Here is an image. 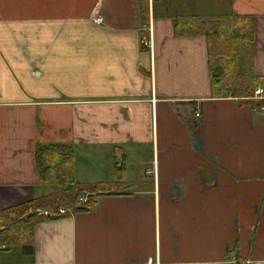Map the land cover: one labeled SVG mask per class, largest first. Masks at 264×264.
I'll list each match as a JSON object with an SVG mask.
<instances>
[{
	"label": "crops",
	"instance_id": "crops-1",
	"mask_svg": "<svg viewBox=\"0 0 264 264\" xmlns=\"http://www.w3.org/2000/svg\"><path fill=\"white\" fill-rule=\"evenodd\" d=\"M141 1L0 0V210L57 191L41 146L71 147L74 181L115 175L0 264H264V112L213 98L206 38L175 36L169 2L154 1L143 46ZM228 3L254 18L264 77V0Z\"/></svg>",
	"mask_w": 264,
	"mask_h": 264
},
{
	"label": "trees",
	"instance_id": "trees-1",
	"mask_svg": "<svg viewBox=\"0 0 264 264\" xmlns=\"http://www.w3.org/2000/svg\"><path fill=\"white\" fill-rule=\"evenodd\" d=\"M171 19L175 36L206 38L213 98L243 100L251 97L257 89H261L264 94V77L254 72L255 34L252 16L236 15L228 9L209 16L190 14L184 17L174 13ZM251 104L258 107L261 103L252 101ZM36 159L41 166L38 165V170L42 176L58 175L56 179L60 185L57 191L0 210V249L17 251L26 256L33 254V231L39 222L62 218L57 215L60 207L70 208L74 213L89 211L94 206L95 195L108 191L111 186L102 182L84 185L74 181L73 153L66 144L41 146L38 154L36 152ZM86 194H89V199L83 205H78V199ZM36 210L47 212L48 216L41 214L27 217Z\"/></svg>",
	"mask_w": 264,
	"mask_h": 264
},
{
	"label": "rangeland",
	"instance_id": "rangeland-1",
	"mask_svg": "<svg viewBox=\"0 0 264 264\" xmlns=\"http://www.w3.org/2000/svg\"><path fill=\"white\" fill-rule=\"evenodd\" d=\"M154 1L155 0H151V1L146 0L145 3L142 1L140 3V5L142 6V11H143L142 17L144 18V19L141 18L142 32H140V34L142 35V37H148L149 36L150 32H148V30L151 31V33H152L153 25H152L151 21L148 22V17L150 15H152V9L154 11V4H153ZM156 1H158V0H156ZM161 1L163 2V4H166V5L169 2V6H168V8H166L169 18H171L173 16L174 11L176 14L186 17V16L193 14V13L198 14V15L209 16V15H214L216 13H220L221 11L224 12V11L230 9L228 0H161ZM185 4H187V6H185ZM174 7H175V10H174ZM140 17H141V7H140ZM146 17H147V19H146ZM195 37H197V36H195ZM202 37H204V36H202ZM149 45H150V38H149ZM79 161L84 162V159H79ZM110 168L112 169V167H110ZM99 170L100 171H106L107 169H105L103 167H93L94 174H97ZM110 172H112V175L110 177V181L114 182L115 181V175H114L113 169ZM86 176H87V173H79L78 176L75 178V181L77 183L85 185L86 183H81L78 180H82L84 178H87ZM110 181H107L104 183L110 184L111 183ZM91 183H97V181H93ZM35 216H37V215H35ZM194 247H196V244H194ZM212 247H214V245ZM195 250L199 253L197 255V258H200V259L206 258V257H204L205 254H202L198 248H196ZM231 252H233V246L228 248V250L226 252V259H227V256L230 257Z\"/></svg>",
	"mask_w": 264,
	"mask_h": 264
},
{
	"label": "built area",
	"instance_id": "built-area-1",
	"mask_svg": "<svg viewBox=\"0 0 264 264\" xmlns=\"http://www.w3.org/2000/svg\"><path fill=\"white\" fill-rule=\"evenodd\" d=\"M151 1V0H149ZM91 21L96 24L100 25L103 23V17L99 14H95L91 16ZM149 36L148 37H141L140 42L143 46L149 47V38H150V44H151V39H152V33L151 31L148 30ZM248 101H254V102H260V106L258 107L260 111L264 112V94L261 89H257L254 91L253 95L251 97L245 98ZM196 117H198V113L195 114ZM89 199V194H86L78 199V205H83L87 200ZM70 213H73L72 209L70 208H65V207H60L58 209V216H67Z\"/></svg>",
	"mask_w": 264,
	"mask_h": 264
},
{
	"label": "water",
	"instance_id": "water-1",
	"mask_svg": "<svg viewBox=\"0 0 264 264\" xmlns=\"http://www.w3.org/2000/svg\"><path fill=\"white\" fill-rule=\"evenodd\" d=\"M35 215H41V211L40 210L33 211L30 214H28L27 217H32ZM44 215L48 216L47 213H45Z\"/></svg>",
	"mask_w": 264,
	"mask_h": 264
}]
</instances>
